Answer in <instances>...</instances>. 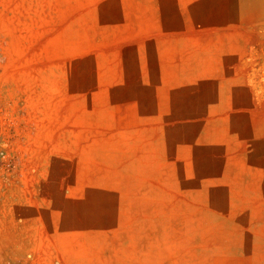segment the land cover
Wrapping results in <instances>:
<instances>
[{
  "label": "rangeland",
  "instance_id": "1",
  "mask_svg": "<svg viewBox=\"0 0 264 264\" xmlns=\"http://www.w3.org/2000/svg\"><path fill=\"white\" fill-rule=\"evenodd\" d=\"M246 4L0 0V264H264Z\"/></svg>",
  "mask_w": 264,
  "mask_h": 264
},
{
  "label": "bare ground",
  "instance_id": "2",
  "mask_svg": "<svg viewBox=\"0 0 264 264\" xmlns=\"http://www.w3.org/2000/svg\"><path fill=\"white\" fill-rule=\"evenodd\" d=\"M242 2H244V1H240V5H243L245 7V5L242 4ZM245 2L247 3L246 5H248V3H250V7L253 6V4H252L253 0H245Z\"/></svg>",
  "mask_w": 264,
  "mask_h": 264
}]
</instances>
